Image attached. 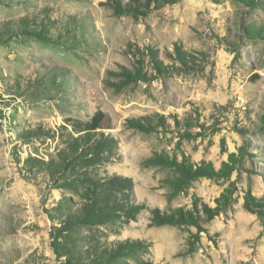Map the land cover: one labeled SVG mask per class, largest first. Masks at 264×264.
<instances>
[{
  "label": "rangeland",
  "instance_id": "374dc122",
  "mask_svg": "<svg viewBox=\"0 0 264 264\" xmlns=\"http://www.w3.org/2000/svg\"><path fill=\"white\" fill-rule=\"evenodd\" d=\"M105 1L0 0V264H69L52 233L68 215V198L75 208L85 202L82 188L57 187L61 179L43 161L67 147L65 119L89 120L98 110L119 144L107 171L132 177L138 202L170 211L198 196L215 206L231 183L236 190L195 238L194 226H151L149 210L127 224L81 226V263L72 264L104 261L126 241L144 248L108 264H264V217L244 207L248 191L264 197V40L250 30L264 26V1L249 9L240 0H165L138 15ZM176 43L198 64L170 58ZM149 45L180 70L127 82L120 71L142 57L137 46ZM156 113L167 117V131L125 124ZM175 117L193 125L178 132ZM156 151L217 168L236 152L239 164L230 179L202 177L169 200L161 180L174 172L143 164Z\"/></svg>",
  "mask_w": 264,
  "mask_h": 264
},
{
  "label": "trees",
  "instance_id": "16d2710c",
  "mask_svg": "<svg viewBox=\"0 0 264 264\" xmlns=\"http://www.w3.org/2000/svg\"><path fill=\"white\" fill-rule=\"evenodd\" d=\"M240 1L249 9H253L264 0ZM166 2L168 1L106 0L103 4L114 8L118 13L128 11L138 15L145 14ZM250 30L264 40V26L250 27ZM136 50L142 57L135 59L132 68L124 66L120 71L127 82L149 81L155 79L158 74L171 73L181 68L176 63H166L160 57L159 50L153 46L149 45L143 49L137 46ZM167 54L175 62L184 66L198 64V60H200L195 54L183 49L177 43L174 45L173 53ZM174 122L178 132L183 127L188 128L193 125L190 119L180 121L175 117ZM125 124L143 132H152L159 128L167 131L171 127L167 117L161 113L152 116L128 117L125 119ZM62 126L68 131L70 141L67 143V147L58 151L56 157H52L49 161H43V166L54 181L61 179L60 183H55L57 187L75 190L82 188L80 196L85 202L75 208L73 200L68 198L66 204L69 210L68 215L52 233L55 253L59 256H66L69 264H72L73 258H81V226L127 224L131 220H135L141 211L149 210L151 226H194L197 229V232L194 233L195 238L203 231L208 232L204 224L226 210L233 202L236 190L234 183H231V186L226 188L215 200V206H211L198 196H195L190 208L180 206L170 211L138 202L134 198L133 178L117 173L109 174L107 171V166L120 158L118 141L108 133V130L113 127L108 115L104 111L98 110L89 120L68 117ZM182 135H186V131ZM239 150L242 152L243 147ZM143 164L169 168L174 172L173 176L161 180V186L170 188L167 197L172 200L186 192L196 180L202 177L230 179L233 172L237 170L239 156L236 152H231L228 159L217 168L212 161L194 162L185 152H182L179 157L177 154L156 151L147 156L143 160ZM244 207L247 210H254L264 217V197L258 198L248 191ZM196 242L191 238L188 253L194 252ZM141 248L144 246L139 241L120 242L105 256L104 261L95 259L91 263L82 261V264H108L126 254H136ZM78 261L81 263L80 259ZM143 264L154 263L145 262Z\"/></svg>",
  "mask_w": 264,
  "mask_h": 264
}]
</instances>
